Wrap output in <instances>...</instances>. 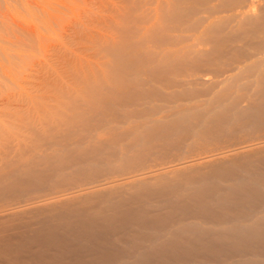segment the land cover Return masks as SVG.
Returning a JSON list of instances; mask_svg holds the SVG:
<instances>
[{
  "label": "bare ground",
  "instance_id": "1",
  "mask_svg": "<svg viewBox=\"0 0 264 264\" xmlns=\"http://www.w3.org/2000/svg\"><path fill=\"white\" fill-rule=\"evenodd\" d=\"M98 1L0 0V264H264V0Z\"/></svg>",
  "mask_w": 264,
  "mask_h": 264
},
{
  "label": "rangeland",
  "instance_id": "2",
  "mask_svg": "<svg viewBox=\"0 0 264 264\" xmlns=\"http://www.w3.org/2000/svg\"><path fill=\"white\" fill-rule=\"evenodd\" d=\"M106 1V2H105ZM114 2H118V0H114ZM119 3V2H118ZM120 3L122 4V2H121V0H120ZM108 8H110V5H109V0H104V1H101V2H96L94 5H92L91 6V10L92 11H94V12H100V11H104V10H107ZM76 38V37H75ZM75 38H73V40L75 39ZM69 40H72V39H69ZM68 40V42L66 43L69 47H81V46H83V44H81L82 42V40H80L79 39V41H77L78 42V46H77V44L75 45V43L73 44V40H72V43H71V41H69ZM76 40H78V39H76ZM76 42V43H77ZM79 42H81V43H79ZM55 43V42H54ZM55 44H57V43H55ZM80 44V45H79ZM58 50V49H57ZM56 50V51H57ZM61 50H62V53L64 52V48H61ZM58 51H60V50H58ZM51 52V55H49L50 53H48V57L46 58L47 60H46V63L47 62H49L48 63V65L46 66V67H48L49 65H51V64H58L59 63V60L61 59V57H60V59H58L59 57L58 56H56V58H55V55H61L62 53H61V51L60 52H53V51H50ZM57 53V54H56ZM59 53H61V54H59ZM55 61H57L58 63H56ZM60 63H61V61H60ZM65 65V64H64ZM64 65H58V66H63V68L61 69L60 67H58V66H53L52 65V67H53V69H55L56 70V72L57 73H62L61 75H63L65 72H68L67 74H65V75H69V72L71 71L70 69H68V66H71V65H66V66H64ZM44 65H42L40 68H38V70L37 71H35V73H33V77L32 78H30V80H32L33 81V83L35 82L36 83V85L37 86H35V88H36V91H37V89H38V91H37V93L36 94H38V98H40L41 100H42V98L44 97V96H51L52 98L54 97V95L53 94H55L54 93V91H55V89L54 88H57L58 86H54V88L52 89V87H50V86H44V81L47 79V78H49V76H51L52 74V72H48V71H52L53 69L49 66L48 67V69L45 67ZM43 67V68H42ZM45 67V68H44ZM65 67H67V68H65ZM57 68V69H56ZM59 68V69H58ZM65 68V69H64ZM70 68V67H69ZM40 69H42V70H40ZM55 70H54V73H56L55 72ZM61 70H65V72L63 73V71H61ZM68 70V71H67ZM46 71H47V73H46ZM50 73V74H49ZM54 75V74H53ZM53 75L50 77V78H52L53 77ZM55 76H56V74H55ZM64 76V75H63ZM28 86V85H27ZM39 96H41V97H39ZM51 102V101H50ZM49 103V102H48ZM52 104H53V102H51ZM50 103V104H51ZM53 248V247H52ZM51 248H48V250L46 251V253H44L45 255L43 256V258L45 257V256H47V257H45L44 259H45V261L47 260V258H49V257H52V255H54V254H51L52 253V251H55V249H52V251L50 250ZM80 249V248H79ZM76 249V250H72V253H70V257H77L78 259H79V261H78V263L77 262H74V260L73 259H70V260H73V262H72V264H79L80 263V261L83 263V264H90V263H92V262H94V258L95 257H93L92 255V253L91 252H87V253H89L88 255L86 254V252H84V254H83V252H82V254H81V250H83V249ZM84 249H85V247H84ZM50 250V251H49ZM77 250H79V251H77ZM49 252H51V253H49ZM47 253L48 254H50L49 255V257H48V255H47ZM55 253V252H54ZM79 253V254H78ZM86 254V255H85ZM92 254V255H91ZM95 256V255H94ZM69 257V258H70ZM42 258V257H41ZM67 258V257H66ZM66 258H64L65 260H66ZM69 258H67V260H69ZM61 260H63V259H61ZM48 262H52L53 264H55V262H53V261H50V258H49V261ZM61 262H63L62 264H65L66 263V261H60L59 263H57L56 262V264H60ZM71 262V261H70ZM70 262L68 261L66 264H70ZM43 263L44 264H48V263H46V262H44V260H43ZM51 264V263H50ZM81 264V263H80Z\"/></svg>",
  "mask_w": 264,
  "mask_h": 264
}]
</instances>
